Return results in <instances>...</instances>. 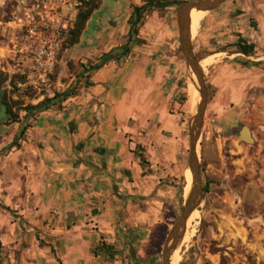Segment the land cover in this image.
<instances>
[{
  "label": "crops",
  "instance_id": "crops-1",
  "mask_svg": "<svg viewBox=\"0 0 264 264\" xmlns=\"http://www.w3.org/2000/svg\"><path fill=\"white\" fill-rule=\"evenodd\" d=\"M92 21L75 50L85 63L102 39L85 35ZM238 31L235 42L254 44L256 53L233 54L244 64L214 68L233 66L251 76L244 84L264 90V35ZM106 53L98 51L94 63ZM173 64L156 47L136 48L121 65L86 72L74 97L54 100L35 116L18 147L2 146L0 245L10 253L1 255L6 264H120L125 254L113 260L99 247L123 253L168 224L185 198L187 165V123L176 111ZM6 209L26 224L8 222Z\"/></svg>",
  "mask_w": 264,
  "mask_h": 264
},
{
  "label": "rangeland",
  "instance_id": "rangeland-1",
  "mask_svg": "<svg viewBox=\"0 0 264 264\" xmlns=\"http://www.w3.org/2000/svg\"><path fill=\"white\" fill-rule=\"evenodd\" d=\"M145 1L149 0L119 3L100 0L103 10L93 14L85 35H102V39L91 52L92 61L85 63L87 59L77 56V47L61 51L78 12L77 0H0V89L12 113L19 117L15 123L6 108L0 115V151L14 138L19 137V141L34 124L33 119L43 108L33 111V107L55 94L77 90L85 79L84 69L94 63L98 51L110 53L128 43L131 32L128 13L132 15L133 8L142 7ZM239 2L248 5L245 11L237 8ZM176 15L177 7L155 8L146 14L139 30L143 44L134 42L132 50L156 47L164 61L173 58L178 79L176 111L187 123L188 158L190 82L179 44ZM199 22L192 34L193 53L201 65L206 59L214 58L213 64L203 67L208 103L198 153L205 194L202 205L189 221L177 250L176 264H264V90L244 84L251 76L241 75L233 66L222 71L214 68L227 62L244 64L240 58L232 57L235 38L240 35V29L245 35H264V0H227L214 12L201 15ZM44 39L55 41L57 49L54 69L42 85L29 49ZM48 104L52 106L53 102ZM243 128L249 130L251 144L240 139ZM187 171L186 166L181 179L185 195L190 182ZM183 202H179L167 225L150 233L146 243L132 246L136 254L133 264H163L164 239L180 216ZM7 212L8 222L26 224L20 214ZM2 254L10 256L0 245V264H6ZM124 254L120 264H130L127 245Z\"/></svg>",
  "mask_w": 264,
  "mask_h": 264
},
{
  "label": "water",
  "instance_id": "water-1",
  "mask_svg": "<svg viewBox=\"0 0 264 264\" xmlns=\"http://www.w3.org/2000/svg\"><path fill=\"white\" fill-rule=\"evenodd\" d=\"M227 0H201L198 2L182 1L162 4H149L148 7L168 8L177 7V28L179 34V44L181 53L185 58L189 82L194 75L196 77V87L200 95L197 110L191 114L189 122V152L187 158V168L192 175V185L185 195L183 210L172 225L170 231L164 239L162 249L163 264H172V257L180 247L185 238L187 227L192 215L200 208L204 200L203 180L200 170V158L198 153L199 141L204 126V118L208 103V91L206 86V76L201 62L197 60L192 42L191 14L193 11L211 13L221 7ZM138 14V13H137ZM246 133L248 137H246ZM240 139L245 143L253 142L252 136L246 128L240 133ZM129 253L132 259L130 264L136 260V254L132 246H129ZM145 264L147 262H144Z\"/></svg>",
  "mask_w": 264,
  "mask_h": 264
},
{
  "label": "trees",
  "instance_id": "trees-1",
  "mask_svg": "<svg viewBox=\"0 0 264 264\" xmlns=\"http://www.w3.org/2000/svg\"><path fill=\"white\" fill-rule=\"evenodd\" d=\"M77 1H78V7H77L78 12L76 13L77 15H76L72 28L68 31L67 38L63 44L61 51L76 47L79 44L81 36L83 35L86 29V25L88 21L93 16V14L96 13L101 7L100 0H77ZM111 1H114L117 3L122 0H111ZM182 1H187V0H163L161 2L149 0V1H145L142 7H134L132 15L128 21L131 27V32L128 37V43L122 47H118L110 51V53L104 54L99 60H97V63L91 64L89 68H85L84 70L86 72H96L109 62H117L118 64L121 65L122 62H124V60H126L131 54L134 42L135 43L139 42L140 44H143V41L139 39V30L141 26L143 25V20L146 14H148L149 12L155 9L153 7H148V5L149 4H162V3H169V2H182ZM233 47L235 48L234 54H243L245 56L251 57V56H254V54L256 53V46L254 44H248L242 39H238V41L235 43ZM86 86L89 87L91 86V84L86 83ZM76 94H77L76 89L75 90L71 89L61 94H55V96L52 99L43 101L37 107H33L32 110L36 111V110H39L40 108L46 109L51 106L48 103H51L57 99L67 100L70 97H74ZM2 108L3 110L6 108V112L10 114L12 120L15 123L18 122L17 120L19 117L15 115L14 113H12V108L8 106L6 98L2 95L1 89H0V109ZM18 139L19 137L15 138L13 142L8 146L7 150H12L13 148L18 147L19 146ZM142 162H145V161L143 160ZM99 248L104 250L105 253L113 260H115V256L122 257L123 255L121 251L115 250V248L111 245L106 246L103 243ZM93 252L95 255H97L98 248L93 249ZM58 264H61L59 260H58Z\"/></svg>",
  "mask_w": 264,
  "mask_h": 264
},
{
  "label": "built area",
  "instance_id": "built-area-1",
  "mask_svg": "<svg viewBox=\"0 0 264 264\" xmlns=\"http://www.w3.org/2000/svg\"><path fill=\"white\" fill-rule=\"evenodd\" d=\"M57 44L53 40L44 39L37 46L29 49L34 60V70L38 82L46 84L48 76L52 73L55 66V53Z\"/></svg>",
  "mask_w": 264,
  "mask_h": 264
},
{
  "label": "bare ground",
  "instance_id": "bare-ground-1",
  "mask_svg": "<svg viewBox=\"0 0 264 264\" xmlns=\"http://www.w3.org/2000/svg\"><path fill=\"white\" fill-rule=\"evenodd\" d=\"M205 12H197V11H193L191 16V31L192 34H194L197 31V28L200 24L199 22V17L201 15H205ZM214 62V58H209L206 59L203 63H202V67H206L208 65L213 64ZM197 81H196V77L193 75L191 78V84H190V93H189V98H188V112L190 114H194L197 110L199 101H200V95L199 92L197 91V87H196ZM246 137H248V134L246 133ZM187 174H189L190 176V182L188 184V186L186 187V192H189L191 185H192V175L190 173V171H187ZM196 215V212L192 215V217H194ZM192 217L190 218V220L192 219ZM188 239V238H186ZM177 256L178 253L176 252L174 254V256L172 257V264H176V260H177ZM180 260V259H179ZM178 262V261H177Z\"/></svg>",
  "mask_w": 264,
  "mask_h": 264
},
{
  "label": "flooded vegetation",
  "instance_id": "flooded-vegetation-1",
  "mask_svg": "<svg viewBox=\"0 0 264 264\" xmlns=\"http://www.w3.org/2000/svg\"><path fill=\"white\" fill-rule=\"evenodd\" d=\"M3 113H4V110L2 108V109H0V115H2Z\"/></svg>",
  "mask_w": 264,
  "mask_h": 264
}]
</instances>
